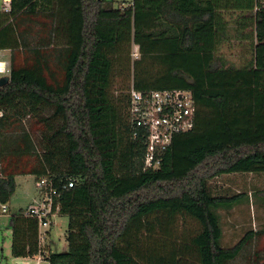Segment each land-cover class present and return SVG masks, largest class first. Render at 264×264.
Returning <instances> with one entry per match:
<instances>
[{
    "label": "trees",
    "instance_id": "obj_1",
    "mask_svg": "<svg viewBox=\"0 0 264 264\" xmlns=\"http://www.w3.org/2000/svg\"><path fill=\"white\" fill-rule=\"evenodd\" d=\"M21 15L51 23L29 58L9 52L0 200L9 202L18 174L73 181L55 198L68 214L67 248L49 250L48 264H231L245 252V264H264L259 239L251 245L264 230L222 242L220 210L247 194L216 193L211 184L221 174L264 172V0H12L0 12V50L21 46ZM231 24L246 40L236 66L220 54ZM132 44L139 57L131 62ZM130 69L127 90L180 88L194 100L192 128L174 135L156 167H144V138L132 137L127 90L111 92L115 76ZM23 211L9 217L16 254L34 255L37 220ZM159 213L189 216L198 228L154 259L144 235L147 217Z\"/></svg>",
    "mask_w": 264,
    "mask_h": 264
},
{
    "label": "rangeland",
    "instance_id": "obj_2",
    "mask_svg": "<svg viewBox=\"0 0 264 264\" xmlns=\"http://www.w3.org/2000/svg\"><path fill=\"white\" fill-rule=\"evenodd\" d=\"M130 0H113L115 6L127 5ZM23 19V20H22ZM17 30L20 36L21 46L15 50L9 52L15 53L17 61L21 62L25 58H29L33 53V45L38 44L41 39H44L46 33L48 32L49 25L51 23V18H45L42 16H33V18L26 15H21L17 19ZM46 26V27H45ZM19 27L25 31L20 32ZM48 27V28H47ZM229 32V31H228ZM21 33V34H20ZM240 43H222L220 46V54L224 55L223 59L225 65H239L241 60L239 59V50L241 49ZM48 50V56H50L52 51L49 48L43 49ZM134 50H137V46H134ZM133 44L130 49V60L139 57V54L133 55ZM4 58L8 60L9 53L7 51H2ZM12 53V54H13ZM54 52L49 58L50 68H54L55 71L58 69L59 59ZM124 74L117 75L114 78L113 84L111 86V92L116 98L117 94L121 90L124 92L126 88L131 83L132 75L130 72H123ZM15 189L11 195L8 205L9 210L13 213L15 210L18 211L19 208L28 207V204L35 198V200H40L41 192L35 187V177L32 174H18L15 176ZM211 184L216 193L233 194V193H243L245 198L236 203L231 209L224 211L220 210L221 223L223 227V237L222 242L224 245L230 246L237 242L247 230L259 231L264 230V172L260 173H228L215 176L211 180ZM35 202V201H34ZM33 202V204H34ZM79 205L78 211L82 212L83 207L81 203H76ZM62 203L59 201L55 202L53 207L54 215L56 216L51 223L50 236L48 235V227L42 229L41 237V248L47 250V247L51 248L52 251H60L63 246L67 248V240L65 233L68 231V214L61 211ZM30 217L23 214V217ZM81 220V216L78 217ZM37 220V219H36ZM38 222V221H37ZM145 227V241L147 242V249H153V253L170 248L171 242L174 240L183 239L192 235L198 228L197 222L190 218L189 216H183L180 214L168 216L165 213H159L156 215H149L146 220ZM38 230V226H37ZM73 235H77L75 239V244L80 245L81 239L76 227L71 229ZM263 250L264 249V233L261 237L257 239V242H252L253 245H258ZM16 238V231L13 226L9 224V218L7 216L0 217V264H48L47 260L40 259L36 263L35 255H22L16 254V247L18 245ZM38 243V234H37ZM251 246L250 249H253ZM257 247V246H256ZM49 248V249H50ZM167 251V250H166ZM159 253V252H158ZM151 254L154 259L158 256ZM246 254V255H245ZM244 255L235 258L231 264H245L250 255L249 252H245ZM47 255V253H44ZM261 261V259L259 260ZM257 264H262L260 262Z\"/></svg>",
    "mask_w": 264,
    "mask_h": 264
},
{
    "label": "built area",
    "instance_id": "obj_3",
    "mask_svg": "<svg viewBox=\"0 0 264 264\" xmlns=\"http://www.w3.org/2000/svg\"><path fill=\"white\" fill-rule=\"evenodd\" d=\"M11 2L12 0H0V12H9ZM134 46L136 45H133V50ZM132 54L137 55L138 51L134 50ZM8 74V60L0 51V76ZM127 92L128 120L133 129L132 137L144 138V167H156L174 135L193 126L195 105L192 94L180 88L151 89L142 92L132 85ZM71 186H73L72 180L59 186L47 175L35 181V187L41 192V198L39 201L34 199L24 209L23 214L38 221L37 258H41L44 253V249L41 248L42 229L50 225V217L55 213L53 209L55 198ZM11 215L8 203L0 200V217Z\"/></svg>",
    "mask_w": 264,
    "mask_h": 264
},
{
    "label": "crops",
    "instance_id": "obj_4",
    "mask_svg": "<svg viewBox=\"0 0 264 264\" xmlns=\"http://www.w3.org/2000/svg\"><path fill=\"white\" fill-rule=\"evenodd\" d=\"M228 28V31H229V35H231L232 34V36L230 37V38H228V40H226L224 43L226 44V43H230L231 41H234V43L236 42V43H240V45H242V44H245L246 43V40H242V39H236L235 38V35H234V27H235V24H231V25H228L227 26ZM2 51H7L8 53H9V50H7V49H5V50H2ZM3 53V52H2ZM222 56H224V55H222ZM239 56L240 57H242V53H240V51H239ZM231 174V173H230ZM236 174H243V173H236ZM35 199V198H34ZM33 199V200H34ZM32 200V201H33ZM31 201V202H32ZM30 202V203H31ZM29 205V204H28ZM26 208V207H25ZM25 208H19V209H25ZM18 209V210H19ZM15 212H17L16 210L13 212V213H15ZM8 218L10 217V216H7ZM56 216H53L52 218H51V223H52V221L53 220H55L54 218H55ZM51 223H50V225H49V227L47 228V230H48V235L50 236V230H51ZM50 247H49V245H48V247H47V250H45L44 249V253H48L49 252V250H51V248L49 249ZM66 249V246L64 247L63 246V248H62V250H65ZM57 251V250H56ZM44 253H43V255H42V257L41 258H37V256H36V263L40 260V259H44L43 257H44Z\"/></svg>",
    "mask_w": 264,
    "mask_h": 264
},
{
    "label": "water",
    "instance_id": "obj_5",
    "mask_svg": "<svg viewBox=\"0 0 264 264\" xmlns=\"http://www.w3.org/2000/svg\"><path fill=\"white\" fill-rule=\"evenodd\" d=\"M8 81H9V76L8 75L0 76V86L6 84Z\"/></svg>",
    "mask_w": 264,
    "mask_h": 264
}]
</instances>
